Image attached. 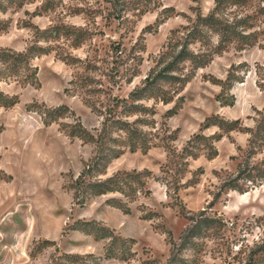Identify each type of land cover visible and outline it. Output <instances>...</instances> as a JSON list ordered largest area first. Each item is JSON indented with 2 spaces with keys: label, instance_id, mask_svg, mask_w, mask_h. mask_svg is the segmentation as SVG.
<instances>
[{
  "label": "rangeland",
  "instance_id": "1",
  "mask_svg": "<svg viewBox=\"0 0 264 264\" xmlns=\"http://www.w3.org/2000/svg\"><path fill=\"white\" fill-rule=\"evenodd\" d=\"M127 1L132 3L120 11L112 0H0V25L6 24L0 48L52 47L31 60L39 84L0 81L4 93L19 97L13 106L0 105V264H246L250 257L264 264V184L244 193L221 190L224 178L236 173L250 135L217 125L201 130L212 116L255 127L264 109L258 83L259 70L264 73V0L227 12L246 19L250 26L244 29L256 34V43L240 48L232 42L178 92L165 84L173 99L142 100L155 109L147 115L122 114V99L143 85L172 31L208 14L216 0ZM56 27L54 39L36 41L35 32ZM212 39L216 43L218 36ZM230 73L233 85L224 92ZM61 107L63 114L48 123L49 113ZM112 115L148 118L137 126L149 147L125 146L101 176L135 169L151 174L133 199L111 192L80 205L71 185L96 145L77 132L96 137ZM216 132H224L218 155L199 151L184 164L189 139ZM113 135L127 137L125 131ZM262 158L264 146L254 161ZM113 198L128 209L115 206ZM92 221L116 239L84 230Z\"/></svg>",
  "mask_w": 264,
  "mask_h": 264
},
{
  "label": "trees",
  "instance_id": "2",
  "mask_svg": "<svg viewBox=\"0 0 264 264\" xmlns=\"http://www.w3.org/2000/svg\"><path fill=\"white\" fill-rule=\"evenodd\" d=\"M137 0L136 4H141ZM249 0H216L215 6L208 14L198 13L191 23L184 25L179 29H174L166 44V49L162 51L157 60L155 67L145 78L143 85L134 88L127 98L122 99V114H154L155 109L142 103V100L157 98L168 103L173 99V94L165 88V84L174 87L178 92L196 75L198 69L208 65L215 57L225 51L232 42H237L238 47L243 48L246 45L256 43V34L253 32L246 33L244 28L247 25L246 19H232L228 9L236 5H246ZM118 9L125 10L131 1L112 0ZM135 4V3H134ZM264 9V8H263ZM6 24L0 25V30L6 28ZM245 26V27H244ZM51 32V33H50ZM58 27L51 30H38L35 32L36 41L40 39H54L58 33ZM218 36V41L213 42V35ZM79 44V43H77ZM199 44V45H197ZM196 45V49L192 48ZM51 46L32 44L25 51H14L10 48H0V81L15 79L18 82L26 84H39L37 79L38 68L32 66L31 60L42 54L51 52ZM190 63L187 68L186 63ZM236 67V66H235ZM239 67V66H238ZM187 69V70H186ZM258 83L264 89V73L258 72ZM235 74L230 73L223 83V91L230 90L233 85ZM225 97V95H219ZM19 101L18 95H9L0 88V105L10 107ZM224 102V101H223ZM227 103V102H225ZM117 106L119 104L117 103ZM63 107L55 108L49 113L48 123L56 117L63 114ZM255 127L241 125L240 119L225 120L218 116H212L206 119V123L201 128H207L211 125H217L228 133L232 130H241L249 133L248 147L238 163L236 173L224 178L221 190H237L242 193L249 191L251 187L264 184V158L260 161H254V157L261 151L264 146V109L257 112ZM150 123L145 117H138L133 121H128L117 115L107 117L102 129L95 137L86 129L77 132V135L85 140H91L96 145L95 154L84 164V167L72 182L73 199L76 203L83 205L89 199L95 196L119 192L128 199H133L139 191H142L151 171H117L114 174L103 177L107 174V169L111 161L125 153V146H129L132 151L143 148L148 149L149 145L144 140L143 131L137 126V123ZM114 131H125L127 137L114 136ZM75 132V131H74ZM224 132H216L212 135L204 133L195 134L187 145L183 148L181 157H196L199 151H204L209 158L218 155L216 142L224 136ZM75 134V133H71ZM140 142V143H139ZM198 151V152H197ZM219 195V193L217 194ZM111 202L117 207H126L125 202L119 199H111ZM126 209H128L126 207ZM91 224V227L87 226ZM84 230L90 231L97 229L100 235L97 238L112 236L113 233L109 228L99 225L92 221L86 222ZM115 240L116 237H113ZM133 242V239H130ZM74 260L77 257H72ZM99 260V257H95ZM255 257H250L246 264H255ZM86 264H93L85 261ZM83 263V264H85ZM172 264V263H171Z\"/></svg>",
  "mask_w": 264,
  "mask_h": 264
}]
</instances>
